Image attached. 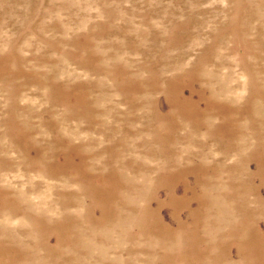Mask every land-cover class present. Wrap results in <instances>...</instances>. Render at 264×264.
I'll return each instance as SVG.
<instances>
[{
  "label": "rangeland",
  "instance_id": "374dc122",
  "mask_svg": "<svg viewBox=\"0 0 264 264\" xmlns=\"http://www.w3.org/2000/svg\"><path fill=\"white\" fill-rule=\"evenodd\" d=\"M0 264H264V0H0Z\"/></svg>",
  "mask_w": 264,
  "mask_h": 264
}]
</instances>
